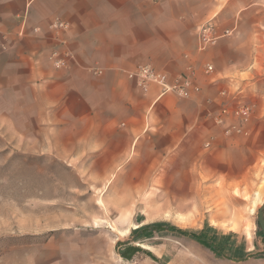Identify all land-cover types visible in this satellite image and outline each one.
Instances as JSON below:
<instances>
[{
	"label": "crops",
	"instance_id": "crops-1",
	"mask_svg": "<svg viewBox=\"0 0 264 264\" xmlns=\"http://www.w3.org/2000/svg\"><path fill=\"white\" fill-rule=\"evenodd\" d=\"M57 18L66 30L51 28ZM204 24L218 37L206 46ZM53 50L71 53L66 66H54ZM138 65L199 90L144 91L128 76ZM0 90L16 101L18 145L102 164L98 177L124 168L119 177L153 178L152 164L165 162V173L248 180L264 163V0H0ZM241 105L251 107L246 120L233 114ZM212 227L199 231L223 255L193 241L191 264H264L263 238Z\"/></svg>",
	"mask_w": 264,
	"mask_h": 264
},
{
	"label": "rangeland",
	"instance_id": "rangeland-1",
	"mask_svg": "<svg viewBox=\"0 0 264 264\" xmlns=\"http://www.w3.org/2000/svg\"><path fill=\"white\" fill-rule=\"evenodd\" d=\"M3 92L0 90V264L192 263L193 242L174 230L156 234L145 243L159 255L166 251L160 263L145 261L143 254L129 262L122 259L117 242L132 239V231L137 229L134 224L160 222L199 231L212 223L218 232L237 230L249 240L262 238L258 225L262 204L258 201L264 200V163L257 165L248 180L236 182L207 173L190 177L191 171L180 169L165 173L167 163H153L155 177L144 191L143 182L129 183L128 177H119L124 168L110 173L111 177H98L102 164L65 161L55 152L18 145L23 132L15 128L18 117L11 114L16 111V101ZM171 182L194 186L200 192L199 203L183 212L155 216L143 206L144 194L160 193ZM140 190L144 193L139 194ZM129 191L135 192L130 195ZM124 200L128 209L117 210ZM209 235H213L212 229Z\"/></svg>",
	"mask_w": 264,
	"mask_h": 264
},
{
	"label": "built area",
	"instance_id": "built-area-1",
	"mask_svg": "<svg viewBox=\"0 0 264 264\" xmlns=\"http://www.w3.org/2000/svg\"><path fill=\"white\" fill-rule=\"evenodd\" d=\"M51 28L56 32H61L68 28V23L57 18L52 22ZM199 36L202 41V46L213 44L218 39V37L214 35L213 26L210 24H204L199 28ZM70 56L71 53L68 50H53L49 55V59L52 61L55 67L61 68L66 66V58ZM207 69L208 71H211L212 66H208ZM94 72L100 73L101 70L94 69ZM128 76L132 79H135L137 84L144 91H147L150 84H158L162 89L161 93L163 95L167 93H175L181 97H189L191 89L195 91L199 90L198 87L192 86V82L190 80H180L176 83H170L165 73L156 70L151 65H138L134 70L128 72ZM222 112L227 114L229 110L224 108ZM233 114L243 120H246L251 114V107L247 105H241L233 110ZM231 129L236 132H242V129L238 126H232ZM228 131H230V129Z\"/></svg>",
	"mask_w": 264,
	"mask_h": 264
},
{
	"label": "trees",
	"instance_id": "trees-1",
	"mask_svg": "<svg viewBox=\"0 0 264 264\" xmlns=\"http://www.w3.org/2000/svg\"><path fill=\"white\" fill-rule=\"evenodd\" d=\"M168 230H174V232H177L181 236L189 238L192 242L195 241L202 247L210 249L218 256L223 255L221 248L214 242L213 239L208 237L205 229L201 231H188L182 228H177L176 226L164 225L160 222L137 227V229H134L132 231V239L118 241L116 248L121 257L124 259L132 260L136 255L143 254L150 257L154 262L160 263V258L156 256L152 250L144 248L141 244H145L148 240L155 238L156 234H160ZM262 238L264 241V232L262 233Z\"/></svg>",
	"mask_w": 264,
	"mask_h": 264
},
{
	"label": "bare ground",
	"instance_id": "bare-ground-1",
	"mask_svg": "<svg viewBox=\"0 0 264 264\" xmlns=\"http://www.w3.org/2000/svg\"><path fill=\"white\" fill-rule=\"evenodd\" d=\"M151 179L153 178L150 177H146V178L144 177L142 179L130 178L128 179V182L133 183L136 180H139V182H143V190L145 191V188L148 186V182H150ZM140 191L139 194L144 193L143 191L141 192ZM134 192L135 191H133L130 194L129 191V194L132 195L134 194ZM144 195L145 197L144 199H142L143 202L141 201L143 206L148 208L150 213H154L158 215H163L166 211L174 214L175 212H183L189 210L191 206H195V204H197V202L199 203L200 200V196L194 191L192 187H189L186 184H176L174 182L166 183L165 186L162 187L160 193H158L157 191L154 192V190H152L148 194H144ZM116 209L123 211L125 209L127 210L128 202L126 200L120 202Z\"/></svg>",
	"mask_w": 264,
	"mask_h": 264
},
{
	"label": "water",
	"instance_id": "water-1",
	"mask_svg": "<svg viewBox=\"0 0 264 264\" xmlns=\"http://www.w3.org/2000/svg\"><path fill=\"white\" fill-rule=\"evenodd\" d=\"M258 213H259L258 214V223H259L260 228L264 232V203L260 206Z\"/></svg>",
	"mask_w": 264,
	"mask_h": 264
}]
</instances>
